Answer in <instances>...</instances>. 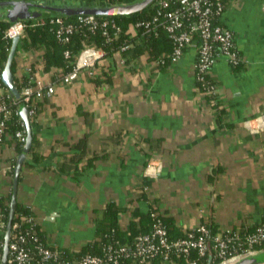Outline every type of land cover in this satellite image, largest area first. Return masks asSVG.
Wrapping results in <instances>:
<instances>
[{
  "label": "crops",
  "instance_id": "1",
  "mask_svg": "<svg viewBox=\"0 0 264 264\" xmlns=\"http://www.w3.org/2000/svg\"><path fill=\"white\" fill-rule=\"evenodd\" d=\"M221 23L234 31L243 65L224 57L212 65L217 106L199 89L195 44L166 69L145 55L120 62L111 54L40 100L30 122L46 157L30 166L28 153L17 201L31 207L55 247L79 250L93 241L112 200L126 208L122 229L131 210L151 208L185 233L204 222L219 232L264 223V0H230ZM37 52L18 59V78L30 63L43 70ZM78 143L84 169L67 163ZM15 157L8 134L0 144L6 203Z\"/></svg>",
  "mask_w": 264,
  "mask_h": 264
},
{
  "label": "built area",
  "instance_id": "2",
  "mask_svg": "<svg viewBox=\"0 0 264 264\" xmlns=\"http://www.w3.org/2000/svg\"><path fill=\"white\" fill-rule=\"evenodd\" d=\"M50 1H81L82 0H50ZM230 0H155L156 13L149 20H139L131 24L125 31L127 35L134 36L138 27H143L147 32L161 26L174 43V50L171 53V62L178 61L191 45L197 46V60L195 62V76L197 81L204 82L212 65L219 57H224L231 65L243 62V58L236 44V37L233 30L224 26L221 19ZM49 22L55 26L56 38L59 42H66L70 36L80 27L85 26L90 31L100 30L106 43L117 39L123 33L122 25L114 17H100L97 15H78L73 21H68L63 15L54 14L49 17ZM25 23L18 20L11 24L4 33L6 39V50L10 52L12 40L16 36L23 35ZM19 47V46H18ZM130 48L129 43H123L113 51L120 62H125L124 51ZM18 51V49H17ZM35 49L21 50L16 52L15 59L25 58L30 54L35 55ZM38 53V52H37ZM37 54L38 63L41 65V55ZM67 57L69 51L65 52ZM105 52L102 48L85 46L77 54L71 71L61 76L54 77L55 73L43 72L36 69L33 63L26 67V75L19 76L21 82V105L28 109L29 119L35 118L41 99L53 95L58 82L69 83L76 79L79 74L87 69L93 72L97 63L104 58ZM36 60V61H37ZM161 60H153L151 63L156 67ZM3 69L0 64V144L8 135L6 131V120L12 115L13 102L8 99L7 90L2 81ZM209 92L215 94L216 88L209 87ZM21 128L15 132V138L24 146L27 140V128L22 120ZM12 170V164L8 166ZM6 202L0 197V264L4 263V248L8 245V255L5 264H31L35 253L41 257L38 264H48L49 260L56 258L57 252L45 248L37 243L33 251L27 242V235L19 227V223L12 224L10 240L6 243L7 218L5 214ZM152 227L149 232L137 236L133 246L119 245L115 248L109 247L105 258L96 255H85L78 264H115L121 257H131L139 264H149L152 259L162 256L167 264L172 262L171 254L178 253L185 255L188 262L195 264L192 259V252L199 256H205L210 251L208 241V229L201 223L190 230L183 238L171 240L167 226L162 222L157 211H152ZM36 222L35 217L31 218ZM35 232V230H33ZM38 239L35 238V241ZM264 241V223L257 226V229L245 236L240 241L239 231L225 230L214 237V247L218 262L210 261L208 264H232L245 257L252 256L258 251L254 245ZM264 264V263H263Z\"/></svg>",
  "mask_w": 264,
  "mask_h": 264
},
{
  "label": "trees",
  "instance_id": "3",
  "mask_svg": "<svg viewBox=\"0 0 264 264\" xmlns=\"http://www.w3.org/2000/svg\"><path fill=\"white\" fill-rule=\"evenodd\" d=\"M44 1V0H36ZM139 0H82L85 5H116V4H130ZM156 13L155 4L149 5L147 8L138 11L136 13L127 15L109 16L114 17L123 27V33H121L117 39L110 43L105 42V38L100 30L94 32L90 31L87 27H80L75 33H73L69 40L62 43L56 38L55 26L49 22V17L54 15L51 12H43L42 15L30 19L23 20L25 23V30L21 36L18 50H30L35 49L41 51V65L42 69L46 72L53 71L54 77L60 79L61 76L71 71L73 62L75 61L77 54L85 46H94L102 48L105 52L104 58L110 56L114 50L119 48L123 43H129L130 48L124 51V56L137 57L139 55H145L148 61L161 60L162 62L157 66L161 69H166L170 66L171 53L174 50V43L170 39L168 33L158 26L151 31H146L143 27L137 28V33L134 36L127 35L125 31L131 24L136 23L139 20H149ZM106 17V16H100ZM68 21H73L76 16L66 17ZM11 25V22L4 17H0V64L4 68L8 59L9 52L6 50V39L4 33ZM69 51L70 56L67 57L65 52ZM18 52V51H17ZM243 63V62H242ZM242 63L232 65L234 68L239 69L242 67ZM12 72L14 74V83L21 90V82L17 77V61L14 58L12 65ZM198 82L199 89L209 94L208 99L215 102L216 96L209 92V87L214 86L216 88V82L208 74L204 82ZM8 91V99L13 102L12 106L14 111L12 115L6 120V131L11 136V142L15 144L16 157L22 152L23 145L15 138V132L21 128L20 124L22 118L19 113V107L21 106V99L17 100L10 94L8 88L4 86ZM215 106L217 104L214 103ZM222 111V110H221ZM32 120V119H31ZM39 141L34 132H32V145L29 151V155L33 158L32 163H27L30 166L40 165L45 160V155L39 150ZM75 153L71 156L69 164H73L76 169H84L89 163L83 161L86 154L85 144H76ZM12 161L11 173L14 174V167L16 159ZM62 163L61 170H65V164ZM64 164V165H63ZM149 180L144 179L141 183L142 186L147 185ZM12 194L8 197V203L6 204L5 214L8 220L9 217V204ZM156 211L155 208H151L147 212H143L137 209H133L130 212V222L127 229H122L119 215L126 211L125 207L118 205L115 201L107 202L102 208L101 216L97 218V225L95 231L94 240L87 243L79 250L71 249H59L55 247L47 238L44 231L39 227L37 222L32 221L34 212L29 205L22 204L17 201L15 207V213L12 220V224L19 223L20 229L26 233L28 246L35 252V246L37 243L41 244L45 248L51 249L57 252L56 258L49 260L48 264H78V261L85 255L91 254L105 258L108 254L109 247L115 248L119 245H126L131 247L134 245L138 235L149 232L152 227V211ZM160 219L168 228V234L171 240L183 238L188 232H183L174 225L173 219L163 214H159ZM208 229V241L210 242V251L205 256H199L195 251L192 252V259L195 264H208L210 261L218 262L219 258L216 257V251L214 247V237L218 235V227L214 222L203 223ZM257 226L243 228L239 231L240 241H243L245 236L254 232ZM35 230V232H33ZM35 238L38 240L35 241ZM254 249L258 252L264 251V241L254 245ZM40 255L35 253L34 260L31 264H38ZM172 262L174 264H191L187 261L185 255L172 253ZM115 264H139L137 260L131 257H121ZM149 264H167L162 256L155 257Z\"/></svg>",
  "mask_w": 264,
  "mask_h": 264
},
{
  "label": "water",
  "instance_id": "4",
  "mask_svg": "<svg viewBox=\"0 0 264 264\" xmlns=\"http://www.w3.org/2000/svg\"><path fill=\"white\" fill-rule=\"evenodd\" d=\"M155 0H139L130 4H116V5H85L81 1H36V0H0V17H4L11 22L16 23L18 20H26L42 15L43 12H51L54 14L63 15L65 17L78 15H97V16H116L136 13L147 8L153 4ZM20 36H16L12 40V46L8 55V59L2 72V81L8 88L11 95L17 100L21 99L20 90L14 83V74L12 72L13 61L20 43ZM21 118L26 124L27 140L22 152L17 156L14 167V180L12 188V196L9 204V217L6 230V243L10 240V233L12 228V220L15 213L17 203V193L19 186V177L22 171L23 164L27 160V155L32 145V128L28 115V109L25 105L19 107ZM8 245L4 248V263L7 260ZM264 251L258 252L252 256L245 257L232 264H263Z\"/></svg>",
  "mask_w": 264,
  "mask_h": 264
},
{
  "label": "rangeland",
  "instance_id": "5",
  "mask_svg": "<svg viewBox=\"0 0 264 264\" xmlns=\"http://www.w3.org/2000/svg\"><path fill=\"white\" fill-rule=\"evenodd\" d=\"M21 53V50H18V54Z\"/></svg>",
  "mask_w": 264,
  "mask_h": 264
}]
</instances>
